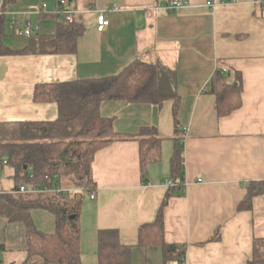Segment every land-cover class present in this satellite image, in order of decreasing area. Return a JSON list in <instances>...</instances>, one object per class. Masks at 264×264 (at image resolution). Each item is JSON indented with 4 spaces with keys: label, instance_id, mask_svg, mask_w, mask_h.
Wrapping results in <instances>:
<instances>
[{
    "label": "crops",
    "instance_id": "obj_1",
    "mask_svg": "<svg viewBox=\"0 0 264 264\" xmlns=\"http://www.w3.org/2000/svg\"><path fill=\"white\" fill-rule=\"evenodd\" d=\"M69 4L78 11L77 23L85 26L76 52L0 55V122L56 120V102L34 99L38 84L117 75L136 59L160 60L176 69L180 96L177 106L173 100L162 106L102 104L101 114L113 118L121 135L136 136L142 127L155 126L163 138L162 160L150 165L144 180L138 140H116L96 153L97 195L84 194L80 216L83 264H99L98 234L104 229L118 230L121 243L133 247L132 264H163L161 248L138 245L139 229L155 221L171 187L166 182L172 179L175 136H182L184 193L172 196L165 207L166 240L186 246L184 264H248L255 238L264 237V202L255 205L259 196L252 209H239L247 186L264 180V0ZM59 8L58 0H10L5 44L25 47L30 37L19 31L29 25L39 27L36 35H55L61 20L52 15ZM104 8L110 9V24L99 31L97 10ZM218 69L231 81L240 75L243 85L242 106L225 116L218 115L209 86ZM0 172V190L12 189L13 168L0 166ZM31 215L39 230L55 232L54 213L34 208ZM0 243L6 249L3 264L21 262L28 248L25 223L1 217Z\"/></svg>",
    "mask_w": 264,
    "mask_h": 264
},
{
    "label": "trees",
    "instance_id": "obj_2",
    "mask_svg": "<svg viewBox=\"0 0 264 264\" xmlns=\"http://www.w3.org/2000/svg\"><path fill=\"white\" fill-rule=\"evenodd\" d=\"M59 3L61 0H58ZM73 3L75 0H68ZM10 0H6L5 10ZM171 12V11H170ZM41 14V13H40ZM44 14H41V16ZM52 16L59 18L55 12ZM5 14L0 16V55L6 54H58L77 51L80 37L85 32L82 23H59L55 35L38 34L28 44L13 49L4 42ZM216 95L219 116L229 115L243 104V85L240 75L231 81L229 74L217 70L210 82ZM38 102H56L58 118L53 121L0 122V166L14 170L13 189L22 185L41 184L72 186L87 193L96 186L92 164L96 153L116 140L136 139L140 142V168L147 179L149 167L162 160L163 138L155 126L142 127L136 136L126 137L114 129L113 118L101 114L106 101H127L162 106L166 101L180 100L177 89V71L160 60L136 59L117 75L104 78L77 79L70 82L41 83L35 88ZM177 124V107L174 108ZM179 131V129H178ZM171 158L173 185L169 188L155 221L139 229L138 245L162 250L163 264H184L186 246L168 242L165 237L164 210L172 196L184 193L185 158L182 136H175ZM239 209H252L254 198L263 196L264 180L253 181ZM84 193L69 197L56 191L32 194H9L0 190V218L26 225L27 250L25 258L11 264H83L81 248V210ZM45 208L56 216V230L46 233L33 222L31 210ZM5 246L0 243V264L4 263ZM99 264H132L133 247L120 241L116 229L100 230L98 234ZM248 264H264V237H256L253 258Z\"/></svg>",
    "mask_w": 264,
    "mask_h": 264
},
{
    "label": "built area",
    "instance_id": "obj_3",
    "mask_svg": "<svg viewBox=\"0 0 264 264\" xmlns=\"http://www.w3.org/2000/svg\"><path fill=\"white\" fill-rule=\"evenodd\" d=\"M5 4L6 0H0V16L6 14L5 10ZM177 4V2H175ZM178 5V4H177ZM46 9V4L42 5L41 10ZM39 11V10H38ZM98 15V30L102 31L105 29L106 26L110 24V19L108 18V14L110 12V9L104 8L97 10ZM56 13L59 15L60 20L64 25H73L77 22V14L78 11L70 6L68 0H61L60 1V8L56 10ZM16 22L17 20L14 18L10 21V28L15 29L16 28ZM39 31V27H33L31 25L27 26L26 28L19 31L20 35L32 37L35 36ZM4 165L8 164V160L5 159ZM2 177V173L0 172V178ZM167 185L172 186L173 181L172 179H169L166 182ZM2 192L9 193V194H32L37 195L43 192H49V191H56L58 193H64L68 195L69 197H74L76 193H87L83 189H77V188H67L58 184H55L54 186L49 185H41V184H28V185H22L18 190L9 189V190H1ZM97 195V191L93 190L89 193V197L94 199Z\"/></svg>",
    "mask_w": 264,
    "mask_h": 264
},
{
    "label": "rangeland",
    "instance_id": "obj_4",
    "mask_svg": "<svg viewBox=\"0 0 264 264\" xmlns=\"http://www.w3.org/2000/svg\"><path fill=\"white\" fill-rule=\"evenodd\" d=\"M9 18H10V17H9ZM10 19H11V18H10ZM7 30H8V28H7ZM8 32H9V31H8ZM3 176H4V178H3L4 181H7L8 179H7L6 175L4 174ZM84 194H85L86 196H88L89 193H84ZM86 196H85V197H86ZM88 197H89V196H88ZM263 202H264L263 196L260 195L259 197L255 198V205H257V206H259V207H260V206L262 207V206H263ZM259 203H260V204H259Z\"/></svg>",
    "mask_w": 264,
    "mask_h": 264
}]
</instances>
